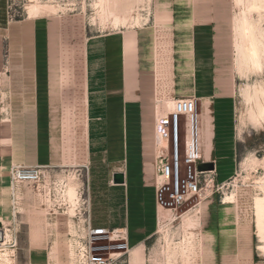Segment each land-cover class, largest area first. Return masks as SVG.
Here are the masks:
<instances>
[{"label":"crops","instance_id":"crops-1","mask_svg":"<svg viewBox=\"0 0 264 264\" xmlns=\"http://www.w3.org/2000/svg\"><path fill=\"white\" fill-rule=\"evenodd\" d=\"M203 2L151 0L145 23L99 32L82 12L0 19V214L10 213L12 165L80 168L89 228L123 229L129 263L140 248L147 264L168 212L156 202L159 116L177 98L198 99L204 161L217 171L233 160L232 136L212 110L220 93L201 38ZM202 206L209 260L249 264L252 239L229 207L212 198Z\"/></svg>","mask_w":264,"mask_h":264},{"label":"rangeland","instance_id":"rangeland-1","mask_svg":"<svg viewBox=\"0 0 264 264\" xmlns=\"http://www.w3.org/2000/svg\"><path fill=\"white\" fill-rule=\"evenodd\" d=\"M203 1L207 6L201 7L202 21L207 29L201 38L212 56L210 70L219 81L220 93L212 110L220 125L227 126L229 138L232 136L233 160L217 166L218 172L213 169L212 182L198 205L193 207L195 201H189L177 214H161L147 264H217L209 260L212 233L202 218V205L209 198L229 207L237 230L252 239L254 252L249 264H264V240L258 238L254 207V198L264 195V114L260 116L264 109V48L258 65L248 68L243 61L239 70L234 22L248 0ZM150 9L151 0H103L102 5L99 0H1L0 19L82 12L91 28L99 32L140 26L145 23L143 18L148 20ZM137 20L141 24L137 25ZM251 21L264 41V8L253 12ZM201 110L198 102L199 125ZM84 178L80 168H47L38 183H14L18 184L15 194L9 180L6 200L10 213L0 214V227L9 238L18 235L17 247L12 252L0 245V264H78L77 249L87 234ZM14 201L16 211L22 208L17 217L13 215ZM131 259L144 264L140 248L132 251Z\"/></svg>","mask_w":264,"mask_h":264},{"label":"built area","instance_id":"built-area-1","mask_svg":"<svg viewBox=\"0 0 264 264\" xmlns=\"http://www.w3.org/2000/svg\"><path fill=\"white\" fill-rule=\"evenodd\" d=\"M198 99L177 98L167 115L157 123L155 149L157 164L156 202L171 214L195 201L199 204L212 182L213 170H199L204 163L202 128L199 125ZM43 169L39 166L12 165L10 180L14 183H38ZM5 237L6 231L0 227ZM0 245L15 251L16 234ZM130 247L123 229H91L87 225L84 242L77 249L78 264H130Z\"/></svg>","mask_w":264,"mask_h":264},{"label":"bare ground","instance_id":"bare-ground-1","mask_svg":"<svg viewBox=\"0 0 264 264\" xmlns=\"http://www.w3.org/2000/svg\"><path fill=\"white\" fill-rule=\"evenodd\" d=\"M236 2L241 3V0H236ZM102 3L103 0H99V4L102 5ZM242 8L243 10L241 14H239V16L235 18V22H234V30L236 32L235 33L236 37L234 36V38H236V41L234 40L235 41L234 46L237 49L236 53H238L237 57L235 58H236V66L239 70L241 68V64L243 63V61L248 68H252L258 65L261 52L263 51L264 48V41L261 38V32H259L258 28L251 21L252 13L255 11L260 12L261 9L264 8V2L262 0L261 1L248 0V2L244 4ZM143 19L144 22L147 21V18H143ZM136 24L137 25L141 24V21L137 20ZM263 114H264V109L260 111V116H262ZM162 115H160L159 118H162ZM16 186H18V184H14L13 194H15ZM70 193L73 194V196H76L75 191L70 190ZM226 199L229 200L230 197H227ZM254 207H255V223H256L258 238L261 241H263L264 240V195L256 196L254 198ZM15 209L16 206L14 201V210ZM3 236H4L3 232L0 231V241L4 240V238L5 241L9 239V235L7 232L5 233V237ZM1 255L4 256V253ZM75 256H76V251L73 257V263L75 260Z\"/></svg>","mask_w":264,"mask_h":264},{"label":"water","instance_id":"water-1","mask_svg":"<svg viewBox=\"0 0 264 264\" xmlns=\"http://www.w3.org/2000/svg\"><path fill=\"white\" fill-rule=\"evenodd\" d=\"M198 169L199 170H213L214 164L212 162L200 163V164H198ZM122 180H123L122 174H115L114 175V181L115 182H122Z\"/></svg>","mask_w":264,"mask_h":264}]
</instances>
